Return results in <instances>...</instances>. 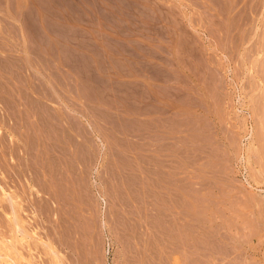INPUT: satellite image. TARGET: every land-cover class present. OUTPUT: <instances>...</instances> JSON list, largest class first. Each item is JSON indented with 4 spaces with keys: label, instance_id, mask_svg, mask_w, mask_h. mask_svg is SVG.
<instances>
[{
    "label": "rangeland",
    "instance_id": "rangeland-1",
    "mask_svg": "<svg viewBox=\"0 0 264 264\" xmlns=\"http://www.w3.org/2000/svg\"><path fill=\"white\" fill-rule=\"evenodd\" d=\"M4 133L0 264H264V0H0Z\"/></svg>",
    "mask_w": 264,
    "mask_h": 264
},
{
    "label": "bare ground",
    "instance_id": "bare-ground-1",
    "mask_svg": "<svg viewBox=\"0 0 264 264\" xmlns=\"http://www.w3.org/2000/svg\"><path fill=\"white\" fill-rule=\"evenodd\" d=\"M197 1H198V0H197ZM236 1H237V0H236ZM190 2H191V1H190ZM202 2H203V1H202ZM210 2H211V1H210ZM194 3H195V2H194ZM203 3H204V2H203ZM206 3H207V2H206ZM205 5H207V4H205ZM212 5H213V4H212ZM234 5H235V4H234ZM230 6H231V5H230ZM196 7H197V6H196ZM208 8H209V7H208ZM210 8H211V7H210ZM227 8H228V7H227ZM192 9H193V8H192ZM193 10H194V9H193ZM213 10H214V9H213ZM234 10H235V9H234ZM198 11H199V10H198ZM210 12H211V11H210ZM222 12H223V11H222ZM225 12H226V10H225ZM193 13H194V12H193ZM223 13H224V12H223ZM232 13H233V12H232ZM201 14H202V13H201ZM224 14H225V13H224ZM190 15H191V14H190ZM198 16H199V15H198ZM207 16H208V15H207ZM213 16H214V15H213ZM218 16H219V15H218ZM218 16H217V17H218ZM220 16H221V15H220ZM199 19H200V18H199ZM205 19H206V18H205ZM208 19H209V18H208ZM188 20H190V19H188ZM228 20H229V19H228ZM201 22H202V21H201ZM189 23H190V22H189ZM194 23H195V22H194ZM198 23H199V22H198ZM219 23H220V22H219ZM227 23H228V22H227ZM191 24H192V23H191ZM199 24H200V23H199ZM210 25H211V24H210ZM190 26H191V25H190ZM197 26H198V25H197ZM208 26H209V25H208ZM224 26H227V25L224 24ZM229 26H230V25H229ZM194 27H195V26H194ZM194 27H193V28H194ZM200 27H201V26H200ZM215 27H216V26H215ZM215 27H214V28H215ZM190 28H191V27H190ZM226 28H227V27H226ZM220 29H222V28H220ZM224 29H225V27H224ZM227 29H228V28H227ZM189 30H190V29H189ZM209 33H210V32H209ZM227 33H228V32H227ZM214 34H215V33H214ZM216 34H217V33H216ZM211 35H212V34H211ZM219 35H220V34H219ZM225 35H226V34H225ZM225 35H224V36H225ZM229 35H230V34H229ZM217 38H218V36H217ZM224 39H225V37H224ZM223 41H224V40H223ZM223 41H222V42H223ZM200 42H201V41H200ZM222 42H221V43H222ZM224 43H225V41L223 42V44H224ZM215 44H216V43H215ZM223 44H222V45H223ZM217 45H218V44H217ZM218 46H219V45H218ZM203 47H204V46H203ZM223 47H224V46H223ZM199 48H200V47H199ZM197 49H198V48H197ZM200 49H201V48H200ZM221 49H222V48H221ZM224 49H225V48H224ZM186 50H188V48H187ZM213 51H214V50H213ZM200 52H201V51H200ZM204 53H205V52H204ZM206 54H207V53H206ZM221 54H222V53H221ZM215 55H216V53H215ZM204 56H205V55H204ZM206 56H207V55H206ZM196 57H197V56H196ZM213 57H214V56H213ZM218 57H219V56H218ZM214 59H215V58H214ZM193 60H194V59H193ZM185 61H186V60H185ZM214 61H215V60H214ZM186 62H187V61H186ZM195 62H196V61H195ZM219 63H220V61H219ZM200 64H201V63H200ZM220 64H221V63H220ZM188 66H189V65H188ZM190 66H191V65H190ZM190 66H189V67H190ZM220 66H221V65H220ZM197 67H198V66H197ZM192 68H193V67H192ZM210 68H212V66H211ZM190 70H191V69H190ZM212 70H215V69H212ZM217 70H218V69H217ZM195 71H196V70H195ZM203 72H204V71H203ZM198 73H199V72H198ZM207 73H208V72H207ZM202 75H203V74H202ZM196 78H197V77H196ZM201 81H202V80H201ZM3 84H4V82H3ZM188 86H189V85H188ZM192 86H193V85H192ZM194 88H195V87H194ZM195 89H196V88H195ZM195 89H194V90H195ZM191 90H192V89H191ZM187 92H188V91H187ZM197 92H199V91L197 90ZM197 94H198V93H197ZM199 94H200V92H199ZM187 95H188V93H187ZM190 95H191V94H190ZM211 96H212V95H211ZM194 97H195V98H198V97H196V96H194ZM197 100H198V99H197ZM209 100H210V99H209ZM209 100H208V101H209ZM186 101H187V100H186ZM197 102H198V101H197ZM199 102H201V101H199ZM186 103H187V102H186ZM210 103H211V102H210ZM193 104H194V103H193ZM202 105H203V104H202ZM208 105H209V104H208ZM189 106H190V105H189ZM189 106H188V107H189ZM200 108H201V107H200ZM187 115H188V114H187ZM187 117H189V116H187ZM3 118H4V117H3ZM3 122H4V121H3ZM186 122H187V121H186ZM3 124H4V123H3ZM186 130H189V129L186 128ZM1 131H2L1 133L4 132L3 130H1ZM5 134H6V133H4L3 135H5ZM187 134H188V132H187ZM3 135H1L0 138H2V139L5 140L6 135H5V136H3ZM16 135H17V134H16ZM17 136H18V135H17ZM2 139H1V140H2ZM4 140H2V144L5 143V142H3ZM0 142H1V141H0ZM17 143H18V142H17ZM3 145H4V144H3ZM3 145H1V146L3 147ZM4 146H6V145H4ZM4 148H5V147H4ZM0 149H1V148H0ZM1 150H2V149H1ZM2 151H3V150H2ZM4 152L6 153L5 150L3 151V154H4ZM0 158H1V157H0ZM4 160H5V159H4ZM1 162H3V161H1ZM0 164H1V163H0ZM1 167H2V166H1ZM4 167H5V166H4ZM32 172H33V171H32ZM35 188H37V187H35ZM33 189H34V188H33ZM38 189H39V188H38ZM21 191H22V190H21ZM35 191H36V190H35ZM25 192H26V191H25ZM20 193H21V192H19L18 194H20ZM31 193H32V192H31ZM21 194H22V193H21ZM21 194H20V196H21ZM16 196H17V193H16ZM14 197H15V195H14ZM14 197H13V198H14ZM33 197H35V194L33 195ZM41 197H42V196H41ZM10 198H11V196H10ZM27 198H28V196H27ZM27 198H25V199H27ZM38 198H39V197H38ZM42 198H43V197H42ZM15 199H16V198H15ZM25 199H24V200H25ZM36 199H37V198H36ZM52 199H53V198H52ZM13 200H14V199H13ZM16 200H18V202H20V204L23 205V204L21 203V201H19V199H16ZM20 200H22V198H21ZM33 200H35V198H34V199L32 198V202H33ZM37 200H38V199H37ZM41 200H42V199H41ZM43 200H44V199H43ZM45 200L47 201L48 199H45ZM53 200H54V199H53ZM22 201H23V200H22ZM27 201H28V200H27ZM38 201H39V200H38ZM38 201H37V202H38ZM11 202H12V200H11ZM30 202H31V201H30ZM44 202H45V201H44ZM9 203H10V201H9ZM13 203H16V202L13 201ZM28 203H29V202H28ZM35 203H36V201H35ZM35 203H33V204H35ZM38 203H39V202H38ZM42 203H43V202H42ZM48 203L51 204L50 202H48ZM48 203H47V204H48ZM29 204H30V203H29ZM49 204H48V206H47V205L44 206L43 204H41V207H39V208H41V209H43L44 207H47V208H48V207H49ZM8 205H11V203L8 204ZM8 205L6 206V208H8V209L14 207V205H16L15 207H17V209H18L17 204H14V205L12 204L13 206L10 207V208L8 207ZM52 205H53V204H52ZM25 206H26V207H24V205H23L22 209L25 208L26 210H28V209H27L28 206H27V205H25ZM43 206H44V207H43ZM15 207H14V209H15ZM30 207H31V206H30ZM35 207H36V206H35ZM42 207H43V208H42ZM51 207H53V206H51ZM47 208H45V210H46ZM19 209H20V207H19ZM49 209H50V207H49L47 210H49ZM6 210H7V209H6ZM12 210H13V209H12ZM26 210H25V211H26ZM64 210H65V209H64ZM15 211H16V210H15ZM15 211H14V212L12 211V212H13V216H14V215L16 216V214H17V212H15ZM18 211H19V210H18ZM20 211H21V210H20ZM31 211H32V208H31ZM40 211H41V210H40ZM50 211L52 212V209L49 210L48 213H50ZM8 212H10V211H8ZM28 212H29V210H28ZM33 212H34V211H33ZM42 212H46V211H43V210H42ZM14 213H16V214H14ZM55 213H56V212H55ZM10 214H11V212H10ZM35 214H36V212H35ZM50 214H52V213H50ZM62 215H63V214H62ZM68 215H69V214H68ZM68 215H66V216H68ZM15 216H14L13 219H16V218H17V217L15 218ZM22 216H25V215H22ZM29 216L33 219V217L36 218L37 215H36V216H34V215H33V216H32V215H28V217H29ZM53 216H54V215H53ZM53 216H52V217H53ZM66 216H65V219H66ZM28 217H27V219H26V217H25V219H26V220H32L31 218L28 219ZM38 217H39V216H38ZM62 217H63V216H62ZM35 218H34L33 220H35ZM57 218H58V217H57ZM17 219H19V217H18ZM21 219H22V217H21ZM25 219H24V220H25ZM37 219H38V218H37ZM37 219L35 220V222L37 221ZM39 219H40V218H39ZM39 219H38V220H39ZM63 219H64V217H63ZM24 220H23V221H24ZM33 220H32V221H29V223H30V222L32 223V224L30 223V225H31L30 228H31V229H30V228L28 229V226H29V225L27 226V225L23 224V223H26L27 221H25V222H21V221H22V220H21V221H20L21 223H20L19 225H21V224H22V226L25 225V226H23V227H25V229H27V230H22V229H21L22 226H21V227H20V226H17V231H18V233L21 231L20 233H23V235H24V233L26 234V233L28 232V233H27L28 235H29V234H33V236L35 237V234H36L37 232H36V230H35V228H36V224H34L35 222L33 223ZM55 220H56V219H55ZM60 220H61V219H60ZM18 221H19V220H18ZM14 222H17V221L15 220ZM38 222L40 223V221H38ZM9 223H10V222H9ZM17 223H18V222H17ZM36 223H37V222H36ZM39 223H38V224H39ZM54 223H55V222H54ZM27 224H28V222H27ZM14 225H15V224H14ZM54 226H55V225H54ZM66 226H67V224H66ZM69 226H70V225H69ZM13 227H14V226H13ZM18 227H19V228H18ZM23 227H22V228H23ZM26 227H27V228H26ZM37 227H38V225H37ZM48 227H49V226H48ZM70 228H71V227H70ZM15 229H16V228H15ZM15 229H14V230H15ZM19 229H21V230H19ZM46 229H47V228H46ZM49 229H50V228H49ZM56 230H57V228H56ZM25 231H26V232H25ZM48 231H49V230H48ZM48 231H47V232H48ZM54 231H55V230H54ZM58 231H59V230H58ZM38 232H39V231H38ZM47 232H46V233H47ZM69 234H70V233H69ZM1 235H2V234H1ZM59 235H60V234H59ZM50 236H51V235H50ZM46 237H47V236H46ZM15 238H16V237H15ZM25 238H26V237H25ZM35 238H36V237H35ZM50 238H51V237H50ZM52 239H53V238H52ZM9 240H10V239H9ZM16 240H17V239H16ZM48 241H49V240H48ZM55 241H57V240H55ZM28 243H29V242H28ZM37 243H38V242H37ZM56 244H57V243H56ZM8 245L10 246V244H8ZM27 245H28V244H27ZM27 245H26V246H27ZM29 245H30V244H29ZM16 246H17V245H16ZM16 246H15V247H16ZM18 247H20V246H18ZM28 247H29V246H28ZM68 247H69V246H68ZM68 247H67V248H68ZM20 248H21V247H20ZM31 249H32V248H31ZM37 249H38V247H37ZM39 249H40V248H39ZM62 250H63V249H62ZM35 251L37 252V250H35ZM38 251H39V250H38ZM63 251H64V250H63ZM70 251H71V250H70ZM66 252H67V251H66ZM25 253H26V252H25ZM31 253H32V252H31ZM51 253H52V252H51ZM22 254H23V253H22ZM18 255H19V254H17V256H18ZM39 255H40V254H39ZM66 255H67V254H66ZM70 256H71V255H70ZM70 256H69V257H70ZM36 257H37V256H36ZM40 257H41V256H40ZM55 257H56V256H55ZM45 258H46V256H45ZM65 258H66V257H65ZM15 259H16V258H15ZM27 260H28V259H27ZM37 260H38V259H37ZM67 260H68V259H67ZM0 261H1V260H0ZM47 261H48V260H47ZM47 261H46V262H47ZM33 262H35V261H33ZM52 262H53V261H52ZM56 262H57V261H56ZM38 263H39V262H38ZM67 263H68V262H67ZM1 264H2V263H1ZM42 264H43V263H42ZM69 264H71V263H69Z\"/></svg>",
    "mask_w": 264,
    "mask_h": 264
}]
</instances>
